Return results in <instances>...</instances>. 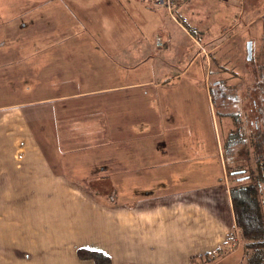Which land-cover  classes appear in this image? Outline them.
I'll list each match as a JSON object with an SVG mask.
<instances>
[{
    "label": "crops",
    "instance_id": "0c3cea01",
    "mask_svg": "<svg viewBox=\"0 0 264 264\" xmlns=\"http://www.w3.org/2000/svg\"><path fill=\"white\" fill-rule=\"evenodd\" d=\"M223 5L185 0L171 13L149 0H0V264H102L82 257V248L102 252L106 264H192L230 242L237 222L224 153L222 173L212 174L220 177L192 190L174 185L171 174L184 186L191 172L173 169L175 157L165 151L156 189L139 194L136 181L153 168L159 140L143 171L132 156L106 152L155 126L143 120L138 88L161 91L189 76L192 61L205 55L175 11L190 23L193 10L222 16ZM168 13L198 45L194 57L179 51L183 69L158 55L161 46L167 58L176 54ZM141 31L149 45L127 55L128 39ZM103 90L113 97L98 117L95 96ZM192 154L184 158L208 164L201 150ZM236 253L229 249L216 260Z\"/></svg>",
    "mask_w": 264,
    "mask_h": 264
},
{
    "label": "rangeland",
    "instance_id": "374dc122",
    "mask_svg": "<svg viewBox=\"0 0 264 264\" xmlns=\"http://www.w3.org/2000/svg\"><path fill=\"white\" fill-rule=\"evenodd\" d=\"M223 4L225 10L222 16H211L205 13L206 9L202 12L197 8L191 13L193 21L191 20L190 23L175 11L178 20L188 27L190 35H195L202 41V46H199L198 50H203L205 55L192 61L191 68L188 69L195 75L189 73L190 77L186 75L169 80L168 85L161 87V91L151 89L149 93L148 90L145 92L144 88H138L135 98L137 94L139 98H142L143 120L154 123L155 126L147 129L145 135L139 139L131 140L129 145L123 142L122 146L114 144L111 148L109 146L106 148L109 158L110 154L115 155V153H119L120 156L122 154L132 156L133 166L140 165L142 168L140 171H143V166L148 167L151 150L155 148L154 142L159 140V156L156 154L154 160L151 156L153 168L150 170L147 168L142 180L136 181V184L141 185L139 194L144 189L145 193L156 189L153 181L159 179L157 172L160 170V165L165 162L162 156L166 155L165 151H169V156L175 157L173 169L177 170L184 165L185 171L191 172L190 181H187L184 186L180 175L176 172L171 174L172 181L176 180L177 183L174 185L179 188L195 190L193 186L204 187L206 183H214L220 175H212L213 172L222 173L218 164L221 153H224L223 158L227 161L225 185L229 188L231 196L233 188L248 183L250 174H253V171L257 174L259 171V155L263 153L261 157H264V147L261 146L256 150L253 143L255 135L264 128V0H223ZM206 6H209L208 1ZM167 17L166 27L167 31L174 35L171 38V44L175 45L173 49L176 54L175 57L167 58L166 47L161 46V53L158 55L161 59H169L176 69L180 67L183 69V61L178 58L179 51L183 50L185 55L190 52V56L194 57L198 45L196 46L194 40L181 30L178 21L175 24L169 13ZM192 22L201 24L203 28L195 29L191 25ZM205 25H213V28L206 29ZM138 36L139 39H137ZM143 38L145 35L141 31L135 33L132 39H128L125 48L127 55L134 54L140 48L143 49L149 45L146 38L145 40ZM249 42H252L253 46L251 58L248 57ZM155 43L157 45L158 41L156 40ZM118 57L120 58L121 55ZM161 59H159L160 62H162ZM113 69L114 67L107 75V82L110 81L108 77ZM115 71L118 72L116 76L121 79V69ZM103 80H105L103 77L98 78L96 84L100 85ZM169 87L173 90H169ZM132 90L130 89L129 92ZM99 93L95 96L100 100L98 117H103L107 115V112L103 111L105 109L107 111L109 100L113 95L105 90ZM130 97L132 99L133 96ZM124 104L121 101L119 105L123 107ZM98 138L99 136H97L99 142ZM96 144L100 146V143ZM93 145L95 147V144ZM196 150H201L203 154L201 157L208 158V164L204 158L195 162L184 158V155L192 156V152ZM92 151L89 149V152ZM159 158L163 159L162 163H159ZM169 159L166 158V160ZM192 160L195 159L192 157ZM121 167L122 165H119L114 169L117 172ZM259 187L264 207V179L261 180ZM233 229V232L237 231V243L233 244L229 238L230 242L222 246L223 250L218 256L205 264H218L220 261L216 259L222 257L229 249L239 250L242 255L244 240L241 229L238 224ZM232 245H235L234 249ZM239 255L236 253L229 260L221 261L220 264H235ZM196 260L201 259H195L193 264L197 263Z\"/></svg>",
    "mask_w": 264,
    "mask_h": 264
},
{
    "label": "trees",
    "instance_id": "16d2710c",
    "mask_svg": "<svg viewBox=\"0 0 264 264\" xmlns=\"http://www.w3.org/2000/svg\"><path fill=\"white\" fill-rule=\"evenodd\" d=\"M264 123V122H263ZM262 123V124H263ZM264 129V128H263ZM255 135L254 147H264V130ZM255 150V152H256ZM263 154V153H261ZM258 161L259 171L250 174V181L233 188V203L236 222L241 229L243 253L239 264H264V207L260 197L259 186L264 179V157ZM82 257L93 258L98 263L106 264L109 258L100 251L82 248ZM201 260H212V253L198 257Z\"/></svg>",
    "mask_w": 264,
    "mask_h": 264
},
{
    "label": "built area",
    "instance_id": "2783aa9c",
    "mask_svg": "<svg viewBox=\"0 0 264 264\" xmlns=\"http://www.w3.org/2000/svg\"><path fill=\"white\" fill-rule=\"evenodd\" d=\"M149 1H151L155 6H163V7L167 8L171 13H173V11L177 8V5L180 2L185 1V0H149ZM236 235H237V231H234L233 233L230 234L229 238H231L233 244L237 243L236 242L237 241ZM234 246H233V248H235ZM222 250H223V248L221 247L217 250V252L212 253V259H214L216 256H218L219 252H221ZM207 262H209V261L208 260H199V261H197L196 264H205Z\"/></svg>",
    "mask_w": 264,
    "mask_h": 264
},
{
    "label": "water",
    "instance_id": "95a60500",
    "mask_svg": "<svg viewBox=\"0 0 264 264\" xmlns=\"http://www.w3.org/2000/svg\"><path fill=\"white\" fill-rule=\"evenodd\" d=\"M252 50H253V47H252V42H249L248 44V57L251 58L252 57Z\"/></svg>",
    "mask_w": 264,
    "mask_h": 264
}]
</instances>
